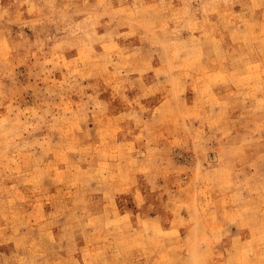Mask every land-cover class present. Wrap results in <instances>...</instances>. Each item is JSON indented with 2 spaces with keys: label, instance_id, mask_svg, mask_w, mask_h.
Wrapping results in <instances>:
<instances>
[{
  "label": "rangeland",
  "instance_id": "374dc122",
  "mask_svg": "<svg viewBox=\"0 0 264 264\" xmlns=\"http://www.w3.org/2000/svg\"><path fill=\"white\" fill-rule=\"evenodd\" d=\"M0 264H264V0H0Z\"/></svg>",
  "mask_w": 264,
  "mask_h": 264
}]
</instances>
